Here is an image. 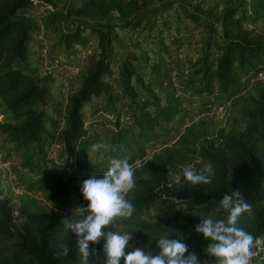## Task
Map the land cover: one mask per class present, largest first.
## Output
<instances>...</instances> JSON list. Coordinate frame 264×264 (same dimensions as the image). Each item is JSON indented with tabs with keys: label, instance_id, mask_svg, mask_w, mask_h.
Wrapping results in <instances>:
<instances>
[{
	"label": "trees",
	"instance_id": "16d2710c",
	"mask_svg": "<svg viewBox=\"0 0 264 264\" xmlns=\"http://www.w3.org/2000/svg\"><path fill=\"white\" fill-rule=\"evenodd\" d=\"M151 1L0 0V103L8 113L0 120V137L27 170L16 204L0 187V264H80L77 238L62 221L87 214L79 184L107 171L108 159L92 150L103 142L134 169L136 188L126 197L134 212L130 219H119L133 233L148 232L141 243L146 252L156 254L162 236L183 237L189 251L213 264L204 252L209 241L194 228L232 189L239 190L251 208L236 227L264 242V79L240 105V125L228 131L221 127L211 135L206 130L194 133L191 127L196 123L207 124L200 120L186 126L173 144L149 156L145 150V144L159 136L160 124L172 129L188 112L179 90L198 97L215 94L219 103L234 96L233 102L264 71V0H208L209 5L200 8L205 16L184 0H173L172 21L166 9L143 13ZM40 5L51 8L42 23L31 13ZM48 25L54 32L51 47L57 62L62 55V61L73 63L75 54H86L78 85L65 97L53 89L54 75L37 73L28 63L34 54V33ZM199 27L205 29L203 46L187 60V70H179L172 63L171 48L179 51L191 28ZM112 28L135 36L131 49L117 60ZM91 36L96 49L87 54ZM112 78L116 91L109 84ZM92 97L103 98V103L89 104ZM122 98L128 104L126 117L118 103ZM52 138L60 145L55 157L49 155ZM192 156L190 168L213 165L211 183L189 187L181 167H174L176 180L168 177V167ZM183 199H190L196 210L180 207ZM155 201L164 214L144 219ZM70 211L72 217H67ZM226 215L221 210L214 219ZM63 243L68 255L54 259ZM103 243L90 244L89 264H105ZM256 264H261L260 258Z\"/></svg>",
	"mask_w": 264,
	"mask_h": 264
},
{
	"label": "clouds",
	"instance_id": "9594fccd",
	"mask_svg": "<svg viewBox=\"0 0 264 264\" xmlns=\"http://www.w3.org/2000/svg\"><path fill=\"white\" fill-rule=\"evenodd\" d=\"M100 149L107 150V145H92L93 151ZM107 159L109 166L101 177L92 174L79 184V191L88 202L83 207L87 214L79 220L62 221L64 228L71 230L77 238L80 264H89L88 258L93 254L89 246L99 244L101 240L104 241L101 251L105 264H121L122 259L123 264H207L205 259L202 261L195 252L189 251L183 237L170 239L162 236L156 242L159 251L153 254L129 243L133 239L132 232L105 230L117 218L132 217L134 205L126 197L136 188L132 165L114 156ZM182 175L189 187H195L211 183L215 169L211 163L199 170L186 167ZM221 210L227 214L226 218L214 219ZM250 211V205L244 202L241 192L232 189L220 200L218 208L195 225L194 231L209 241L204 252L213 264H256L257 258L264 264V242L243 228L236 227L239 218L245 213L250 214ZM68 252V246L63 243L53 257L62 259Z\"/></svg>",
	"mask_w": 264,
	"mask_h": 264
},
{
	"label": "rangeland",
	"instance_id": "374dc122",
	"mask_svg": "<svg viewBox=\"0 0 264 264\" xmlns=\"http://www.w3.org/2000/svg\"><path fill=\"white\" fill-rule=\"evenodd\" d=\"M67 2H73L74 0H65ZM184 3L189 5L190 7H194V9L200 14L204 15V12L201 11V7H205L209 5L210 2L208 0H201L196 2L195 0L191 3L188 0H184ZM198 4V5H196ZM147 8L143 11V13H151L158 12L159 10L166 9L168 10V19L173 20V9L176 8V3L173 0H152L146 6ZM51 8L49 6L40 5L38 8L32 10V14L36 16V18L41 22L42 16L46 14ZM205 16V15H204ZM98 19V18H93ZM42 23V22H41ZM51 26H45L39 28L38 32L34 33V44H33V58L28 61L29 67H34L37 73L50 72L54 75V81L52 84L53 89L59 91L60 95L65 97L67 92L74 91L78 85V77L81 71L87 65L86 54H75L72 59L73 63H65L62 61V58H59L61 61L57 62V56L54 54L51 43L52 36L54 32L51 30ZM115 31V36L112 41V49L113 54L118 57L120 54L125 53L127 50L131 49V41L134 39V32H130L127 30H120L117 28H112ZM190 38L183 40L179 51L175 53V49L171 48V60L173 65L179 70H187V60L192 59L196 55V47L203 46V41L205 37V29L203 27H199L196 29L190 30ZM143 35V34H141ZM90 47L87 48L86 53H90L94 49H96L94 43L95 39L93 36L90 37ZM152 43L153 40L149 39L148 43ZM143 45H146L145 43ZM83 50V49H82ZM81 51V50H80ZM117 60V58H116ZM262 76L256 75L248 84L247 88L233 101L229 106L226 107L225 113L221 116L216 115L215 105L219 104L218 97L214 94L213 96L205 94L204 96H196L191 95L187 91L179 90L180 99L182 105L187 109L188 112L184 116H181L182 122L177 124L172 129H168L167 126L160 124L158 129L160 130L159 136L145 144L146 155L149 156L152 152L158 151L163 145L173 144V142L178 138V135L185 129L186 126H189L191 123H196L198 121H204L207 124L199 125L196 123L195 126H192L191 130L194 133H199L201 131H207L209 134H214L218 131L219 128H224L225 131H228L232 126L240 125L241 116H240V105L244 103L247 99V93L253 92L255 89V84L258 81H262L264 79V71ZM175 79V78H174ZM114 78L109 81V84L113 87L114 91L117 89V85L114 82ZM123 97V96H121ZM102 104L103 98H94L92 97L89 104ZM120 107L122 109V116L126 117L125 110L128 107L126 100L122 98L120 100ZM2 105L0 103V120H3L8 113L2 112ZM7 114V115H6ZM110 115V114H109ZM101 123H103V116L101 117ZM101 133V130H99ZM165 142V143H164ZM104 145L105 142H103ZM60 145L58 142L56 143L53 138L50 141L49 145V155L56 156L59 152ZM117 151L112 150L108 151L104 149H100L97 152V156L101 158L107 159L109 156L116 157ZM195 159L192 156V159L186 161L184 163H176L173 164L175 166L168 167L167 174L170 179L176 180L177 173L174 167L190 168L191 160ZM27 170L20 166V158L19 155L16 154L13 149L10 147V144L4 142L0 137V187H4V190H7L8 195L12 199L13 203H17V195L21 192V184L20 181L23 176L26 175ZM35 195L42 203H44L47 207V203L41 197L39 193H32ZM180 207L196 210V206L193 205L190 199H183L178 204ZM64 213V212H63ZM66 216L72 217V212L65 213ZM164 208L157 201H155L142 215V217L146 220H151L154 215H163ZM82 219V218H81ZM71 218L68 221H73ZM107 230L111 231H119L126 230L132 232L130 230L125 229L124 225L120 221L119 218L114 222L113 225L109 226ZM133 239L129 242L133 247H142V240L150 235L145 230L141 229L139 232L133 233ZM131 249H126V251H130ZM264 255V253H263Z\"/></svg>",
	"mask_w": 264,
	"mask_h": 264
},
{
	"label": "built area",
	"instance_id": "2783aa9c",
	"mask_svg": "<svg viewBox=\"0 0 264 264\" xmlns=\"http://www.w3.org/2000/svg\"><path fill=\"white\" fill-rule=\"evenodd\" d=\"M257 75L258 76H262L263 75V72L260 71V72H258ZM233 98H234V96L228 98L226 101H224L222 103H219V104L215 105L217 107H214L213 106V108H216L217 109L216 110V112H217L216 115H219V116L223 115L225 113L226 107L229 106L232 103Z\"/></svg>",
	"mask_w": 264,
	"mask_h": 264
}]
</instances>
